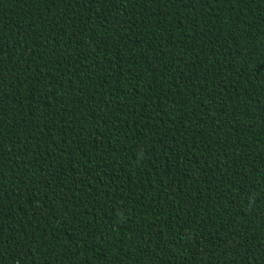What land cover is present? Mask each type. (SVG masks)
Instances as JSON below:
<instances>
[{
  "label": "trees",
  "instance_id": "trees-1",
  "mask_svg": "<svg viewBox=\"0 0 264 264\" xmlns=\"http://www.w3.org/2000/svg\"><path fill=\"white\" fill-rule=\"evenodd\" d=\"M0 264H264V0H0Z\"/></svg>",
  "mask_w": 264,
  "mask_h": 264
}]
</instances>
